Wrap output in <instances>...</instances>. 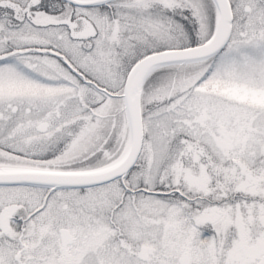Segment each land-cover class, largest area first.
<instances>
[{
  "label": "snow or ice",
  "instance_id": "1",
  "mask_svg": "<svg viewBox=\"0 0 264 264\" xmlns=\"http://www.w3.org/2000/svg\"><path fill=\"white\" fill-rule=\"evenodd\" d=\"M0 264H264V0H0Z\"/></svg>",
  "mask_w": 264,
  "mask_h": 264
}]
</instances>
